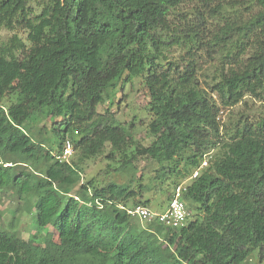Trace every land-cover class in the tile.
I'll use <instances>...</instances> for the list:
<instances>
[{
    "label": "trees",
    "instance_id": "1",
    "mask_svg": "<svg viewBox=\"0 0 264 264\" xmlns=\"http://www.w3.org/2000/svg\"><path fill=\"white\" fill-rule=\"evenodd\" d=\"M221 1L0 0V192L34 199L37 230H0V264L264 262V113L221 120L246 98L264 104V0H223L240 17L223 26ZM200 52L219 57L213 72ZM135 79L148 145L136 116L121 123L109 107ZM99 158L102 178L83 183ZM140 162L153 166L144 182ZM178 188L182 224L127 213L152 191L164 213Z\"/></svg>",
    "mask_w": 264,
    "mask_h": 264
},
{
    "label": "rangeland",
    "instance_id": "2",
    "mask_svg": "<svg viewBox=\"0 0 264 264\" xmlns=\"http://www.w3.org/2000/svg\"><path fill=\"white\" fill-rule=\"evenodd\" d=\"M218 1L220 0H212V5L214 6ZM227 1H233V0H227ZM221 3L224 5L226 4L221 1ZM198 3H192L188 5L182 6L179 11L182 13V15L186 17H191L194 14V9L199 8ZM225 10L221 13L220 16H218L215 20L216 23H219L220 26H223L224 23H238L240 20L239 18H236L230 10L227 5H225ZM237 14H241V17L246 18L245 13L242 10H236ZM206 18H208L206 16ZM209 19V18H208ZM209 21H211L209 19ZM212 28V27H210ZM9 35L7 32L0 31V41L5 40ZM22 39H25V35H21ZM180 51L174 52L172 55L174 58L178 57ZM200 64L201 68L204 70V72H213L218 62V56L214 57V60H209L205 55L200 52ZM181 55H184L181 53ZM199 79V78H198ZM198 86H203L202 79L200 78L198 83ZM147 94L145 89L140 85V81L138 79L133 80L131 83L126 84L124 88L121 90L120 93H118L115 98L113 99V102L111 104L110 109L111 112H114L117 120L121 123H128L131 121L133 116H136L137 120H135V131L137 134V138L144 144L148 145L151 142V137L147 133L146 125L149 122V115H147L143 110L146 107L147 102ZM264 113V104L261 102L256 101L255 99L246 98L241 104L237 105L231 110H223L221 112V120L223 122L227 121L229 116H241L245 115L250 120H253L259 116H261ZM140 121V122H139ZM47 130L50 129L51 121H46L44 123ZM106 162L99 158L95 162L91 163L90 165H87V168L85 169V172L82 177V182L86 183L88 180L92 178H97L100 180L102 175H98L99 171H102L105 168ZM138 174L136 175L137 178H140L143 176V182L148 176L152 175L153 166L147 165L144 162H140L138 164ZM112 179L118 183V184H127V181L118 177H112ZM74 197L73 200H75ZM79 198V197H78ZM145 199L150 198L153 204H151L148 208L150 210H154V205L160 203L163 201L164 196L155 194L154 191L151 193H146L144 196ZM33 204L34 199L31 198L28 203L23 204L19 201L16 197V195L12 192H0V230H5L7 226L12 225L14 226V229L16 230V234L18 237L26 240L29 235L31 234H37L36 228L31 223V216L33 211ZM157 205L156 207H158ZM19 208L21 210H19ZM243 264H264V262L259 263L255 256H250L246 262Z\"/></svg>",
    "mask_w": 264,
    "mask_h": 264
},
{
    "label": "built area",
    "instance_id": "3",
    "mask_svg": "<svg viewBox=\"0 0 264 264\" xmlns=\"http://www.w3.org/2000/svg\"><path fill=\"white\" fill-rule=\"evenodd\" d=\"M72 154L71 146L69 143L66 144L61 159L68 160L70 155ZM206 165V162L203 161L201 164V168H203ZM197 175V171L194 173L193 177ZM180 188L176 190L175 198L171 201L169 207L167 210H165L164 213H154L150 209L138 206L134 209L127 210V213L131 217L138 218L141 222L143 221H150L152 219H158L160 222L165 223L169 226H177L179 224H182L184 221V218L186 216L184 212V208L182 203L178 201Z\"/></svg>",
    "mask_w": 264,
    "mask_h": 264
}]
</instances>
